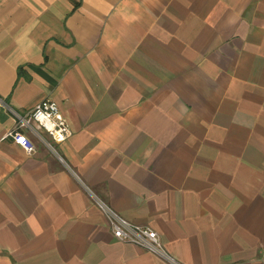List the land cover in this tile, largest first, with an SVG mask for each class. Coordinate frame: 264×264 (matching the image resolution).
Instances as JSON below:
<instances>
[{"label":"crops","instance_id":"0c3cea01","mask_svg":"<svg viewBox=\"0 0 264 264\" xmlns=\"http://www.w3.org/2000/svg\"><path fill=\"white\" fill-rule=\"evenodd\" d=\"M54 101L28 155L0 105V264H264V0H0V100Z\"/></svg>","mask_w":264,"mask_h":264},{"label":"built area","instance_id":"2783aa9c","mask_svg":"<svg viewBox=\"0 0 264 264\" xmlns=\"http://www.w3.org/2000/svg\"><path fill=\"white\" fill-rule=\"evenodd\" d=\"M0 105L14 119V126L8 131L7 137H10L15 144L21 146L28 155H31L35 151V147L32 141L25 135L24 131L29 132L39 141L49 146L50 144L45 139L43 133L47 134L55 143L64 142L71 136V130L67 120L60 113L57 104L50 99L41 100L25 116L19 115L2 100H0ZM98 204L105 214L115 240L139 246L169 264H179L166 252L160 236L155 230L149 226L133 224L106 204L100 201H98Z\"/></svg>","mask_w":264,"mask_h":264}]
</instances>
